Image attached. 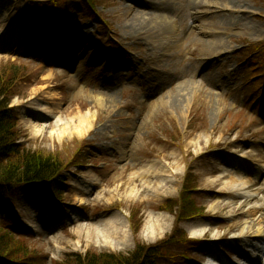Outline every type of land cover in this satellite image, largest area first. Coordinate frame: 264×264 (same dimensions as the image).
<instances>
[{"label":"rangeland","instance_id":"1","mask_svg":"<svg viewBox=\"0 0 264 264\" xmlns=\"http://www.w3.org/2000/svg\"><path fill=\"white\" fill-rule=\"evenodd\" d=\"M44 1L0 0V67L22 71L11 107L24 148L81 159L64 170L59 200L29 186L1 201L15 258L67 264L155 244L175 221L161 206L192 172L203 212L179 223L188 242L161 264H264V0H60L66 22L35 4ZM217 7L226 11L210 15ZM164 9L169 34L146 26ZM222 15L224 27L213 21ZM40 105L92 120L79 137L48 140L32 129L54 119ZM107 222L125 239L98 240Z\"/></svg>","mask_w":264,"mask_h":264},{"label":"trees","instance_id":"2","mask_svg":"<svg viewBox=\"0 0 264 264\" xmlns=\"http://www.w3.org/2000/svg\"><path fill=\"white\" fill-rule=\"evenodd\" d=\"M59 2L60 0H47L35 4L51 14L55 13L61 21L66 22L67 18L62 15ZM49 16L52 18L51 15ZM50 22L55 32L60 35L62 27L57 22L51 20ZM40 27L44 33L50 32L49 29ZM260 48L264 53V47ZM254 50L257 54L261 51L258 47H254ZM11 65L0 67V205L1 201L11 199L14 192L23 186L36 187L55 200H59L65 184L64 170L68 165L77 164L81 158H74L72 162L65 164L56 155L42 151H28L24 148L20 142L15 109L9 107L16 95L14 84L22 78V71ZM192 180L193 175L188 172L178 197L175 200H167L161 206L162 210L175 213L172 231L164 239L151 245L135 242L133 251L128 255L92 251H87L85 255H71L67 264H161L164 258L172 259L168 249L174 245H186L188 242L186 234L179 228V223L203 212V208L193 199L196 188ZM129 221L132 233L136 236L140 231L141 222L136 220L133 214ZM10 240L9 234L0 229V260L8 264H24L8 249L7 242Z\"/></svg>","mask_w":264,"mask_h":264},{"label":"bare ground","instance_id":"3","mask_svg":"<svg viewBox=\"0 0 264 264\" xmlns=\"http://www.w3.org/2000/svg\"><path fill=\"white\" fill-rule=\"evenodd\" d=\"M200 1H203V0H199V1L196 0L195 3L199 4ZM166 3H167V1H166ZM225 9H227V6ZM223 11H226V10H224L220 7L213 8L210 15L216 16V15L222 13ZM160 12H162V15H158V14L152 15L151 18H149L150 23L146 24V26H148V28H150V30L158 32L160 34H169V32H171L173 27H174L175 21H174V19L171 20L169 18V16H167L165 14V13L169 12L168 10L164 9L163 11H160ZM224 16H226V15L213 17V21L219 22V26L224 27L226 24V17H224ZM145 31H147V30H145ZM39 107H40L39 112H43L45 115L53 116L54 119L49 124L47 122H42L38 126H33L32 129H33L34 134L41 136V137L48 139V140H53V139L61 140V139L70 138L73 136L79 137L88 128L90 120H92L91 115H89L88 113L82 114L80 112H75V113L71 112L68 115H66L64 113H62L61 115H57L55 113L47 111L50 109L52 110V108H47L45 110L44 106L40 105ZM58 114H60V113H58ZM35 116H36V118H38L40 120L39 116H37V115H35ZM141 177L144 180H146L148 178V175L143 174V175H141ZM140 180H142V179H140ZM132 182H134V180ZM86 188L87 187H85L84 189H86ZM106 225L109 226L110 232L106 236H104V235L99 236L97 234L98 240H100L104 244H106V243H108L106 240L110 237L116 238L118 236H121V238L125 239V235H124V233H122L123 231H121L117 225H112L109 223ZM153 226H155V225L153 224ZM152 227H150V228H152ZM82 228L83 227H79V229H78L79 233H82ZM118 233H119V235H118ZM260 234H261V232H260V230H258L255 233L254 238L259 239Z\"/></svg>","mask_w":264,"mask_h":264}]
</instances>
